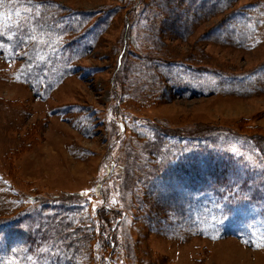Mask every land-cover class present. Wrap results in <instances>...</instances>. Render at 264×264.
I'll list each match as a JSON object with an SVG mask.
<instances>
[{
  "label": "rangeland",
  "instance_id": "374dc122",
  "mask_svg": "<svg viewBox=\"0 0 264 264\" xmlns=\"http://www.w3.org/2000/svg\"><path fill=\"white\" fill-rule=\"evenodd\" d=\"M0 12V264H264V0Z\"/></svg>",
  "mask_w": 264,
  "mask_h": 264
},
{
  "label": "trees",
  "instance_id": "16d2710c",
  "mask_svg": "<svg viewBox=\"0 0 264 264\" xmlns=\"http://www.w3.org/2000/svg\"><path fill=\"white\" fill-rule=\"evenodd\" d=\"M231 135H233L235 139L234 140L230 139V140L235 141V143L236 142L241 143L245 151L248 150L252 154L250 156L251 158L246 159L248 162V167L246 171L258 173L261 177L264 178V135H259L256 133H247V138L245 137L238 138L237 136L231 133L228 136H231ZM226 154H229V153L227 152ZM252 161L256 162L255 167L250 168ZM217 164H220V163H217ZM220 165L222 166V164ZM252 169H255V171ZM256 190H257L256 192H259L260 188L257 187ZM252 197H253V194H252ZM21 222L22 220H17L16 222H13V223H5V222H2V220H0V234L7 232V231H11V232H17L15 233V235H19V230L23 231L24 229L20 227ZM25 235H26V232L24 236L22 235H19V236L23 239V241L26 240V243L29 242L30 249L35 250V246L40 245L39 242L35 243V235H33V232L32 233L28 232L26 238H25ZM33 257H35V254Z\"/></svg>",
  "mask_w": 264,
  "mask_h": 264
},
{
  "label": "snow or ice",
  "instance_id": "6c2138e0",
  "mask_svg": "<svg viewBox=\"0 0 264 264\" xmlns=\"http://www.w3.org/2000/svg\"><path fill=\"white\" fill-rule=\"evenodd\" d=\"M25 11H29V12H30L31 9H30V8H29V9H25ZM19 14H20V13H19V9H18V10H17V15H19ZM8 16L10 17L11 14L9 13ZM0 18H2V19H0V27H2L3 20L7 19V17L4 16V13L0 12ZM34 38H35V37H34ZM0 47H3V45L0 44Z\"/></svg>",
  "mask_w": 264,
  "mask_h": 264
}]
</instances>
